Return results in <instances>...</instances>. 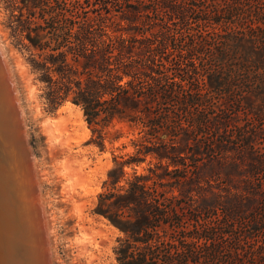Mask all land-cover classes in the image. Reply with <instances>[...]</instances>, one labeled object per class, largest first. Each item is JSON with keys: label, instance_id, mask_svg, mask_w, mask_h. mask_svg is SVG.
<instances>
[{"label": "trees", "instance_id": "16d2710c", "mask_svg": "<svg viewBox=\"0 0 264 264\" xmlns=\"http://www.w3.org/2000/svg\"><path fill=\"white\" fill-rule=\"evenodd\" d=\"M22 3L13 36L50 107L100 138L133 124L126 163L157 160L102 198L121 264H264V0H69L61 20Z\"/></svg>", "mask_w": 264, "mask_h": 264}, {"label": "rangeland", "instance_id": "374dc122", "mask_svg": "<svg viewBox=\"0 0 264 264\" xmlns=\"http://www.w3.org/2000/svg\"><path fill=\"white\" fill-rule=\"evenodd\" d=\"M43 1L48 19L61 20L63 15H70L69 0ZM90 8L91 16L99 13L95 6ZM12 15L27 17L22 0H0V58L7 59L0 63L16 100L15 111L27 132V150L31 161L35 160L30 164L34 174L42 177L40 197L46 203L41 207L47 216L43 221L48 220L43 224L49 225L45 232L53 248L52 264H121L118 251L125 234L100 213L102 198L127 188L135 172L148 174V168L157 160L148 155L138 164L126 163L136 153L134 142L141 138L140 129L133 124L115 120L103 129L100 138L96 132L100 127L89 123L81 107L66 102L52 109L43 97L29 53L17 45L13 36ZM68 104L78 115L77 120L83 121L81 127L75 124V117L60 112Z\"/></svg>", "mask_w": 264, "mask_h": 264}, {"label": "bare ground", "instance_id": "6f19581e", "mask_svg": "<svg viewBox=\"0 0 264 264\" xmlns=\"http://www.w3.org/2000/svg\"><path fill=\"white\" fill-rule=\"evenodd\" d=\"M2 66L4 67L0 63V264H38L41 257L39 249L42 245L45 248L48 264H52L53 248L45 232L48 229L45 227L49 225L43 224L48 220L43 221L45 215L42 214L44 212L41 207L46 203L44 202L46 200L40 197L42 177L40 179L37 173L34 174L35 171L30 164L32 158L25 139L27 132L24 133L26 129L23 130L15 111L17 107L14 103L15 99L13 100L14 96L12 97ZM60 112L75 117L77 126L83 125V121L77 120L78 115L74 114L70 104Z\"/></svg>", "mask_w": 264, "mask_h": 264}, {"label": "water", "instance_id": "95a60500", "mask_svg": "<svg viewBox=\"0 0 264 264\" xmlns=\"http://www.w3.org/2000/svg\"><path fill=\"white\" fill-rule=\"evenodd\" d=\"M39 250H40L41 257L39 259L38 264H48V258L46 256V252H45L44 246L42 245V247Z\"/></svg>", "mask_w": 264, "mask_h": 264}]
</instances>
